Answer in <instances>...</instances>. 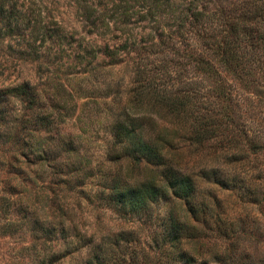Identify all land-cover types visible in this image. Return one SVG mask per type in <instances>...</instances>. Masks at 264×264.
Listing matches in <instances>:
<instances>
[{
	"label": "rangeland",
	"instance_id": "374dc122",
	"mask_svg": "<svg viewBox=\"0 0 264 264\" xmlns=\"http://www.w3.org/2000/svg\"><path fill=\"white\" fill-rule=\"evenodd\" d=\"M36 1L42 12L39 34L30 41L33 57L18 52V35L4 33L0 18L5 35L0 39V264H264V93L241 107L223 102L224 120H232L219 130L231 139L229 152H200L184 137L172 140L185 144L182 171L193 175V188L180 206L185 229L179 242L163 240L160 233L169 225L164 201L142 213L139 207L106 202L109 195L102 191H110L117 176L146 181L159 173L153 166L128 168L129 160L114 145L116 122L128 120L127 111L138 106L131 91L134 67L126 60L152 68L163 57L176 56L167 46L141 57L127 51L119 64L100 57L93 74L79 73L83 66L62 57L59 46L67 38L72 49L84 35L77 5ZM23 2L25 7L28 0ZM140 15L133 14L127 27L137 40L149 32L157 39L159 19ZM87 39L104 44L98 37ZM183 63L179 56L166 64L168 72H181L175 80H160L200 89L202 77ZM27 80L36 85L30 100L3 98L6 87ZM146 119L144 126L157 130ZM206 166V176L195 175ZM211 173L220 175L219 182L212 183ZM180 249L184 254L178 256Z\"/></svg>",
	"mask_w": 264,
	"mask_h": 264
},
{
	"label": "trees",
	"instance_id": "16d2710c",
	"mask_svg": "<svg viewBox=\"0 0 264 264\" xmlns=\"http://www.w3.org/2000/svg\"><path fill=\"white\" fill-rule=\"evenodd\" d=\"M68 1L77 5L84 35L78 37L72 49L68 46L71 42L67 38L59 46L62 57L71 58L73 63L83 66L79 73L93 74L100 57L108 58L110 65L119 64L127 51H138L141 57L154 48L164 52L167 46L176 56L168 60L163 57V61L152 68H141L139 62L129 63V59L126 60L134 67L131 91L134 97H138V106L134 112L127 111L128 120L116 122L114 145L120 156L129 160L126 163L128 168L138 166L150 169L153 166L158 168L159 173L146 181L117 176L111 190L102 192L109 195L106 202L139 207L142 213L160 200L164 201L169 206V225L160 236L163 240L173 237V243H178L185 229L182 223L179 224L180 206L191 196L193 175L189 171L187 174L186 170L182 171V167L186 166H182L183 154L180 150L185 144L174 145L172 140L184 137V142L189 140V145L197 146L200 152L211 148L217 149L209 152H229L231 139L224 138L219 130L220 124L232 120L228 117L229 121L225 122L223 114L227 110L223 111V102L241 107L246 101L264 93V0ZM38 4L36 0H28L23 7V0H0L1 28H5L4 33L16 32L22 44L18 52L28 57H33L35 53L30 41L34 42L40 31L42 11L34 7ZM257 10L263 12L255 14ZM135 13L141 14L142 18L159 19L161 32L157 34V39L150 32L145 34L142 41L136 39L127 27ZM122 34L126 35L122 37ZM72 35L73 32L69 37ZM4 36L0 34V39ZM87 36L98 37L104 44L93 43ZM179 56L185 60L183 68L202 77L204 85L200 89L185 88L176 83L168 86L169 82L160 80L164 77L176 79L181 69H177L175 75L168 72L165 65L174 63ZM256 71L258 75L254 74ZM35 87L27 80L6 87L2 95L4 98V95L12 94L20 100L29 97L30 100ZM56 87H61L59 81ZM248 94L252 97L248 98ZM144 118L154 123L157 130L149 131L150 125L147 128L142 123ZM158 119L161 120L159 123L156 121ZM224 127L226 129V124ZM207 171H210L208 166L195 175L204 177L203 173L206 176ZM211 171L215 170L212 168ZM210 175L212 183L219 182L220 175ZM66 208L69 209V206L66 205ZM193 233L195 229L190 231V234ZM185 236L190 237L188 233ZM177 254L183 255V250L180 249ZM41 258L44 261L45 255Z\"/></svg>",
	"mask_w": 264,
	"mask_h": 264
}]
</instances>
